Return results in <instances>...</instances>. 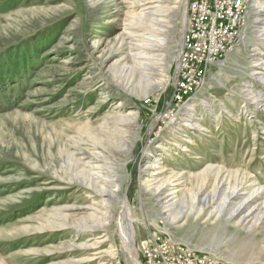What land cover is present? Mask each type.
<instances>
[{
  "label": "rangeland",
  "instance_id": "obj_1",
  "mask_svg": "<svg viewBox=\"0 0 264 264\" xmlns=\"http://www.w3.org/2000/svg\"><path fill=\"white\" fill-rule=\"evenodd\" d=\"M150 2L0 0V264H132L117 233L127 204L141 263V248L162 234L220 264H264V234L224 219L172 223L143 185L156 161L160 178L184 174L178 196L190 195L196 182L189 175L202 171L211 192L217 169L219 180L233 184L246 171L264 188V101L246 96L247 90L264 91V76L254 74L253 66L256 58L264 60V2L252 1L233 49L208 65L203 83L180 103L174 98V63L185 0H160L156 25L135 22L133 15ZM145 32L161 38L150 77L167 82L138 97L131 88L139 73L129 79L120 65L127 49L138 50L130 48L129 36ZM118 110L133 113L135 122L123 132L126 146L110 155L118 189L109 198L108 224L92 236L103 239L97 251L116 254L86 262L93 252L80 247L90 239L87 232L48 221H62L52 214L61 207L80 218L83 207L99 199L78 177L60 178L73 176L68 153H88L89 133L103 127L96 131L99 139L111 133L109 117Z\"/></svg>",
  "mask_w": 264,
  "mask_h": 264
},
{
  "label": "bare ground",
  "instance_id": "obj_2",
  "mask_svg": "<svg viewBox=\"0 0 264 264\" xmlns=\"http://www.w3.org/2000/svg\"><path fill=\"white\" fill-rule=\"evenodd\" d=\"M159 1L160 0H151V6L145 7L141 13L137 15L134 14L133 18L136 19L135 22L141 21L151 25H156V23L160 22L161 19L159 16L161 15L159 14L163 12V10L160 6L161 4H157ZM257 2H264V0H257ZM259 4L261 3H257V5ZM185 17L186 12L184 9L182 15L183 21H185ZM262 21H264V18ZM135 36L136 38L129 36L128 43L130 48L136 47L138 50L132 54L130 52L129 54L130 50L127 49L123 56L124 63L120 66L121 71L123 70L122 72H124L125 75H130L128 76L129 79L139 73L138 77L140 79H138V83L134 84L131 89L138 97H146L156 87L163 86L167 82V79L156 81L150 77V71L154 70V66L157 64L156 61L158 60L157 53L155 52L156 48L154 49V47L160 43L161 38H155L157 36L152 34V32H145L142 35ZM119 43L120 45L123 44L122 41ZM260 54L262 55L264 53ZM255 60L256 62L253 66L258 67L256 68L258 72H254V74L258 73L264 76V60L261 58H256ZM116 71H120V69L118 68ZM117 79L120 81L118 76ZM246 96L254 100L256 104H261V102L264 101V91L261 93V91L253 92L247 90ZM261 105L264 106V104ZM109 119L113 128L112 131H110L111 133L105 134L107 138L104 135V137L102 136L103 139H99L98 137L101 135L96 132L97 130H103L104 127L89 133V137H91L92 140H88L91 143L86 146L87 148L85 147L88 153H84L80 148L69 153L67 150V153L70 154L68 165L73 168V176H61L60 178L61 180L68 179V181H71L73 179L72 177H78L80 183L84 184L88 189H93L98 193L97 195L100 200L98 199L90 203L89 206L83 207L86 211L80 218H74L66 212V209L70 207H61L56 209V213L52 214L61 216L62 221H54V225L48 221L49 225H52V227H65L69 225L72 228L82 229L84 232H87L86 236L90 237V239L81 243L80 247L82 250H93V252L82 259L86 262L98 259L99 263L101 260L99 258L103 255L114 256L116 254L115 249L97 251L103 239L92 236L96 230L108 224L109 198L112 194H115L118 189L113 179L114 175H112L113 167L110 155H112V151L116 147H124L125 143L122 141L124 140L123 132L127 130V126L130 127L135 122V116L133 113L123 114L118 110L110 114ZM110 122L108 121L107 123ZM193 124L194 123L191 122L188 123V125ZM196 127L203 130L200 125H196ZM85 154H88V157H85ZM159 166H157L156 161H152L150 166L152 171H150L149 178L143 181V185L151 191L152 194L156 195L165 218L170 222L175 223L183 219L185 222L189 218H203L205 221L212 222H220L221 219H224L228 226L232 225L237 229H244L251 233L259 232L264 234V188H262L261 184L255 183L246 171H243L240 179L237 177L236 181L230 184L223 179H218L220 169H217L211 192L205 190L206 186L204 187V180L206 179V175H208L205 171L197 174H190V182L192 183L195 181L196 185H192L190 195L185 197V195L178 196L177 194L180 190V186L183 184L182 175L184 174H177V178L174 179L168 176L166 178H160L159 174L162 169ZM237 173L238 171H235L236 175ZM191 177L194 178L193 181H191ZM88 193L90 194L91 192ZM123 209V213L120 211L117 219V233L122 249L129 256L132 264H142L136 258L137 250L134 245L136 231L133 226L129 204L123 206Z\"/></svg>",
  "mask_w": 264,
  "mask_h": 264
},
{
  "label": "built area",
  "instance_id": "obj_3",
  "mask_svg": "<svg viewBox=\"0 0 264 264\" xmlns=\"http://www.w3.org/2000/svg\"><path fill=\"white\" fill-rule=\"evenodd\" d=\"M253 0H185L186 22L174 69V98L182 102L203 83L208 65L233 49ZM142 264H220L162 234L140 250Z\"/></svg>",
  "mask_w": 264,
  "mask_h": 264
}]
</instances>
